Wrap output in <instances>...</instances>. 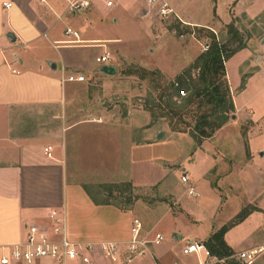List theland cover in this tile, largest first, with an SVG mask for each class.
I'll return each mask as SVG.
<instances>
[{
  "label": "crops",
  "instance_id": "0c3cea01",
  "mask_svg": "<svg viewBox=\"0 0 264 264\" xmlns=\"http://www.w3.org/2000/svg\"><path fill=\"white\" fill-rule=\"evenodd\" d=\"M67 1L0 0V254L2 247L23 241L30 225L49 229L48 215L55 211L62 219L66 238L81 248L90 247L82 251L88 256L89 263L78 260L59 263L45 257L28 264H194L195 255H183L181 248L189 240L201 242L208 235L189 237L180 242L183 234L172 218L168 229L172 235L170 240L148 244L144 254L124 261L131 220L138 216V209L142 207L135 203L132 207H119L104 195L98 197L88 185L94 181L88 173L90 162L86 159L90 156L93 161L100 158L104 164V155H114L116 160L119 155L116 145L123 138L130 150L146 147L152 130L143 129L141 140L133 142L130 131L136 122L127 117L112 119L99 108L97 112H90L92 103L84 98L85 90L79 88L88 76L94 73L102 76L97 72L101 65L88 73L89 62L76 50L88 46L104 47L105 44V50L96 54L94 60L119 45V38L87 36L81 29L95 27L100 19L99 12L111 10L119 2L127 4V0H109L110 6L105 5L108 0H86L89 6L74 14L67 11ZM4 3L9 5L6 7ZM165 3L173 14L181 15L168 0ZM233 3L234 14L231 16L244 14L252 19L264 11L263 4L257 1L234 0ZM65 27L77 32L78 42H61L65 38ZM261 30L262 37L248 38L245 46L223 63L237 121L250 119L254 122L264 117V28ZM232 60H236L239 67L245 64L251 69L233 86L226 71L227 62ZM165 67L170 73V66ZM77 75H82L84 80H66L68 76ZM252 85V94L240 100V95L246 94ZM94 115L101 117L100 120ZM141 124L145 126L147 119ZM106 142L114 146L111 153H105L103 144ZM129 158L128 172L117 169L118 165L114 163L113 169L109 167L108 177L126 180L133 188L159 183V177L151 175V155H131ZM74 161L76 165L70 163ZM99 166L101 164L96 168ZM163 191L172 194L169 189ZM260 206H263L261 212L249 213L224 232L223 240L232 252L262 247V252L256 256L263 254L264 201ZM161 213V216L168 214L164 210ZM140 223L145 238L152 239L158 233L152 234L156 222H150L146 227ZM240 227H245V232L234 237L233 232ZM105 243L117 246L119 255L115 261L103 257L100 247ZM233 243L240 245L239 248Z\"/></svg>",
  "mask_w": 264,
  "mask_h": 264
},
{
  "label": "rangeland",
  "instance_id": "374dc122",
  "mask_svg": "<svg viewBox=\"0 0 264 264\" xmlns=\"http://www.w3.org/2000/svg\"><path fill=\"white\" fill-rule=\"evenodd\" d=\"M168 1L181 12L179 17L175 14L159 16L157 5L148 6L146 0H127V4L119 2L117 7L99 12L100 19L95 27L82 28L87 36L119 38L120 43L109 49V64L114 66L115 73L105 75L97 71L102 76L95 73L88 76L79 89L85 90L84 98L92 103L90 112H97L99 108L103 113L110 114L112 119L123 120L127 117L136 122L130 131L133 142L141 140L143 129L152 130L146 147L130 150L123 138L116 145L119 152L116 160L114 155H104V164L100 158L93 161L90 156L86 159L90 162L88 173H91L94 181L88 184L89 187L97 192L98 197L104 195L119 207H132L134 203L142 207L138 209L136 218L144 227L156 222L152 234L158 232L163 238L162 242L171 239L168 229L171 218L174 219L173 223L183 234L180 241L183 242L189 237L210 236L232 221L241 210L250 213L262 211L264 117L254 122L250 119L237 121L232 111L228 113L225 123L209 138L196 144L191 130L204 107H199L193 101L175 115L166 113L163 107L165 103L173 102L177 106L182 101L170 89L165 91L166 100L159 101L161 89L203 51V47L212 40V35L218 43H226L229 48L236 46L233 36L227 33V24L231 21H234L236 35L244 44L250 37H262L264 11L249 19L244 14L231 16L234 14V0ZM247 1H257L264 6V0ZM128 3L132 4L128 6ZM103 46L76 50L89 62L91 69L88 73L98 65L93 58L105 50L106 45ZM236 63V60H232L226 65L232 86L251 71L245 64L239 67ZM165 65L170 66L172 75ZM155 70L158 76L148 74ZM253 87L250 86L246 94L240 95V100L249 97ZM95 118L100 120L101 117ZM145 119L147 124L142 126L141 122ZM158 133L160 137H157ZM103 145L105 153L114 150V146L108 142ZM131 155H151V175L159 177L157 185L133 188L126 180L108 177L109 167L113 169L114 163H117V169L128 172ZM70 163L77 164L75 161ZM99 164L101 166L96 168ZM181 175L186 177V182H180ZM188 188H192L194 195L187 193ZM165 189H169L178 199L167 191L165 193ZM145 206L153 210H144ZM161 210L168 212L167 216H161ZM244 228L235 230L233 236L244 233ZM204 241L201 242L204 244ZM233 245L237 249L240 246ZM249 264H264V251Z\"/></svg>",
  "mask_w": 264,
  "mask_h": 264
},
{
  "label": "built area",
  "instance_id": "2783aa9c",
  "mask_svg": "<svg viewBox=\"0 0 264 264\" xmlns=\"http://www.w3.org/2000/svg\"><path fill=\"white\" fill-rule=\"evenodd\" d=\"M146 3L148 6L156 4L157 14L161 17L173 14L167 4L161 0H146ZM111 4L112 2L109 0L105 2L106 6H110ZM8 5L9 3H4L6 7ZM88 6L89 3L86 0H68L66 9L69 13L74 14L86 9ZM63 36L65 37L63 41H61L63 44H75L79 41L77 32L70 27L64 28ZM206 48L207 45L204 46L202 50L204 51ZM94 61L98 65L109 64V54L104 53L99 55L95 57ZM66 80L81 82L84 80V77L82 75H77L75 77L68 76ZM180 181L186 182V177L181 175ZM187 193L189 195H194L192 188H188ZM48 218L51 221L49 229L30 225L27 228V234L23 241L8 247H2L0 264H28L45 257L59 263L72 260H78L81 263H89L88 256L82 251L89 250L90 247L87 245L81 248L66 238L62 219L57 216L55 211H51ZM162 239V236L158 233L153 235L152 239H147L142 236L141 223L137 218H133L130 226V237L126 242V255L124 261L129 262L134 257L141 256L144 254L148 244H158ZM100 251L103 257L110 261H115L119 255V250L114 243L102 244ZM260 252H262V247H252L232 253L226 257H217L211 254L202 242L193 240L187 241L181 248V253L183 255H195V264H225L228 260H233L239 264H249Z\"/></svg>",
  "mask_w": 264,
  "mask_h": 264
},
{
  "label": "trees",
  "instance_id": "16d2710c",
  "mask_svg": "<svg viewBox=\"0 0 264 264\" xmlns=\"http://www.w3.org/2000/svg\"><path fill=\"white\" fill-rule=\"evenodd\" d=\"M233 23L234 21H231L227 24V33L233 36L234 41L237 42L236 46L229 48L226 43H218L212 35V40L207 48L161 89L158 98L159 101L164 102L166 100L164 98L165 91L168 89L180 97L182 101L180 105L174 106L173 102H167L163 106L166 109L165 112H170L172 115L179 113L182 108L193 101H196L199 107H204L191 130V136L196 144L209 138L216 129L225 123L228 113L233 111L223 63L234 52L245 46L236 35ZM148 74L158 76V71H151ZM249 213L248 210L239 211L232 221L222 225L205 239L204 245L211 254L217 257H226L233 253L225 244L222 236L226 230L242 221ZM227 264L239 263L228 260Z\"/></svg>",
  "mask_w": 264,
  "mask_h": 264
},
{
  "label": "water",
  "instance_id": "95a60500",
  "mask_svg": "<svg viewBox=\"0 0 264 264\" xmlns=\"http://www.w3.org/2000/svg\"><path fill=\"white\" fill-rule=\"evenodd\" d=\"M98 71L105 75H113L115 73V68L113 65L104 64L98 68ZM157 137H160V133L157 134Z\"/></svg>",
  "mask_w": 264,
  "mask_h": 264
}]
</instances>
